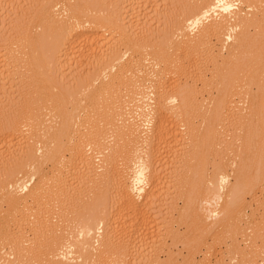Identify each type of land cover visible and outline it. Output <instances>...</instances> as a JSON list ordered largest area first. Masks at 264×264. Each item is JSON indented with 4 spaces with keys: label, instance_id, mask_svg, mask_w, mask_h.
<instances>
[{
    "label": "bare ground",
    "instance_id": "1",
    "mask_svg": "<svg viewBox=\"0 0 264 264\" xmlns=\"http://www.w3.org/2000/svg\"><path fill=\"white\" fill-rule=\"evenodd\" d=\"M72 1H74V0H64V1L63 0H43V2L40 4V9L43 12H47L49 10L50 6L56 5V7H55V10H56V8L61 4V2H63V4L65 5V8L63 9V12H65L64 15L63 14L60 15L59 13L54 12V16H56L58 18V20H57L58 26L56 27V28H58L56 38H58L60 40V45L57 47L58 55L60 54V56H64L63 55L64 52H66V54L68 55L69 53H67V51L65 50L66 47H67L66 49H68V46L70 47L69 49H72L73 47H75V45L77 43L79 44L82 41H85L87 43V40L89 42H91V43L88 42V45L90 46L91 50L94 53L99 51V55H97L98 57L94 56L96 58L94 59L93 62H90V60L92 58L87 59V62H86L87 67L83 64H82L83 65L82 66L80 64L82 62L78 61L75 63V61H77L76 59L82 58L81 56H82L83 52H81V51L83 49H81L80 47L79 48L81 51H79V52H81V53H79L77 47H75L74 49H76L77 53H79V54H75L76 51L73 49L74 53L71 52L70 55H72V53L74 55L70 56V58L72 57L71 58L72 60L75 58L74 59L75 61L73 63L78 65L77 68L81 69L80 72L84 71L85 67L88 68L89 71L93 70L95 77H92L93 78L92 80H84L83 86H84V88L86 87L88 89V91H87L88 94L90 92L91 95L89 94V97H93L92 100L95 99V96L97 94L100 95L101 93L102 94L100 96L104 95L106 97L105 98L106 101H103V103H102V107H103L102 110H104V112H106V113H110V118L108 117L109 120H107V119L106 120L108 121V124L111 123V126L104 127V125L106 123L102 125V121L99 120L100 115H99V117L97 115L99 108L97 111V108H96L97 105L94 107V105L93 106L91 105L92 103L87 105L88 108L84 107V108H86V112L83 111L85 113L84 116H81L78 113L75 114L76 111L74 112V114H69L66 111H63V106L61 105V100L59 97H57L56 94L53 96H50V101L48 100L49 102L47 101L46 104L43 103V106H42V102L38 101V102H41L42 107L40 106V103L36 102V100H35L32 102L33 104L32 103L30 104L28 102H26V104L24 103L22 108L20 107L21 109L19 108L18 112L16 111L15 114L12 113L11 115L3 116L4 115L3 113H7V112L2 113V116H0V145L4 144V146L6 145L7 148L9 146L10 147L9 150L11 148L14 149L15 148L14 144H13L14 137H16L18 139L17 135L20 133L23 134V132H27V133L29 132V134H31L30 131L33 130L35 123L36 124L39 123L38 124L39 126H36V127L40 128L39 133H41V134H39V138L36 137L37 140L36 139L34 140L33 138L35 136H38V134L35 136L33 135V138L31 136L32 135L31 134L30 135L31 137H27L26 142H27V144L28 143L30 144L34 140V143L33 142L32 143H33L34 149H35V147H37L36 143L39 141H42V142H44L45 148H46V153L43 155L41 154L39 156V165H38L37 171H33L32 173H30L29 175H27L26 177L21 179L17 183L16 186L10 185V184H5L0 188L1 196L3 195L2 196L3 198L5 196L7 203H8L7 205H10L9 209L12 208V211L11 212L9 211V212L12 213L11 215H13L14 218H16V220H17L16 224H17L18 229L19 228L21 229V227L25 223V221H28L29 217L27 215L26 209H28V207H30L29 205L32 202H33V205L36 206V209H40V210H35L34 214L30 213L31 215L34 216L35 219L40 217L39 216V215H41L40 212H42V214H43V212H46L47 216H49V213H47V212H49V210H51V207H49V204L52 203L51 200H55V202H56V199L66 201V198H67V200L70 199L69 201L71 202V198H72V202H74V204H77V203L80 204V206L78 204H77V206H79L80 209L83 210V211H81L82 213L85 212L86 210L88 211V208H90L92 205H94L95 201H92L91 200L92 198H90L91 193H92L91 186L89 185V182L87 183L86 179H85L86 182L84 181L85 177H83V176H85L84 173H86L84 170H88V171L91 170V169L90 170L88 169V167H90L89 166L90 163H89V161H87L88 159L86 160V156L88 155V153L90 155V153L93 152V150L95 149V146L96 147L98 146V148H99L98 151L94 150V153L97 151V154H95L96 156H94V157H96L95 158L96 160H92V159H94V157H92L91 160L92 161H98V159H99L98 162L102 161L103 163L106 164V165H103V168H102V171L104 169V172H103L104 173V177H103L104 183L100 180L103 183V186H102V190H100L99 192L102 193L103 195H105L106 193L108 194V192L111 193L110 204L105 209V216H103L104 212H103V215L98 214L97 217H96L97 214L88 215L86 213L87 211L85 212L86 217H85V215L81 216L82 214L79 213V215L80 214L81 215L78 216V218H77V216H75L74 217L75 221L73 222L74 218L71 219L72 224L70 226H69V224L66 226L68 229L67 235H66V232L64 230L65 227H62V225L60 226L58 224L59 222H57L58 226H57V224H55V226H54V223H52L53 216H51L52 219L49 220V218H47L46 214L44 213L43 219H45V216H46V218L49 220V222L48 221H47L48 223H41L40 222L39 224L42 225L41 226L42 229H41V227H40V229L43 230V227L49 228L51 226V224H53V226H51L52 227L51 230L53 229L52 230L53 231L52 232L53 238L50 241V249H49V251H46L47 254L45 253L46 258H47V256H49L48 259L50 258L51 254H53L52 256H54V257L56 256L55 258H52L53 261L51 258L49 259L50 261H52L51 263L48 261L50 264H97L95 261V260H97V258H96L97 256L95 255V253L97 252V250L99 248H97V250H96V246H97V243L99 244L100 237H102V235H103L101 233L105 232L106 231L105 229H108V224L110 222L108 223L107 219L110 216L107 218V215L111 212H112L111 214H113L116 217L117 224L119 223V227H118L119 230L118 229H116V230H118V232H119V237H120L119 240H121L120 241L121 244L119 245V248H117V247L116 248L118 249V252L120 254L115 255L117 258H118V256H120V258L118 259V260H120L119 263L120 264H142V261H144L143 260V255L145 254V253L143 254L144 250L142 251V249H141L142 246L140 248V247H138L139 244H137V243L134 244V242H135L136 238L139 236V234L142 232V230L145 229L144 228L145 226L146 227L152 226L153 223H156L154 217L149 215L150 212L149 211L147 212V208H149V207L151 208V205L153 204V202L155 200V196L157 194L156 191L158 189H160L158 191H160L161 195L163 194L161 196V198H163L165 196L164 190H167V188H168V190L166 191L168 193H166V192L165 193H166V195H171V193H172L171 188L172 189H173V187L177 188L176 186L172 187V185L170 187L169 183H172V181L169 182V179L172 180L173 176L168 175L167 177L171 176L172 178L169 177V179L165 178V180H164V178L160 177L161 174L159 175L158 169L159 168L161 169L162 167L165 169V168H167V166L169 168V164H172V165H170L171 169L169 168L170 169L169 171H171L173 169V167H171L173 165L175 166V168H176V165L179 167L181 165H185V164L187 166H190V168L192 170H194L193 174H195V175L192 174V176H194V177L196 176L195 181L198 179L200 181L199 184L201 183V187H202L201 189H202V192L204 193L205 197L202 198V196H201V198H200L199 195H202V194H198V193L192 195V193H193L192 192L191 193L192 196L189 199H187L188 201L186 202V205H187L186 207H188V209L187 208L186 209H187V211H189V214H190L189 217L191 215L193 216V219H194L196 225H198L200 228L202 227L201 229L205 230V232H210V231L214 232L216 230L215 227H218V225L220 226L219 223L221 221L224 222L223 223L224 225L227 224V226H228V224H229L228 222L230 221L231 217L232 216L236 217V214L238 213L240 208L244 207V205H245V200L243 198V197H245V196H243L245 194H243V191H247V190L253 191L256 189V187H258V185H260L264 181V144L262 145V147L260 149L261 150L260 160L258 162H256L257 164H255V165L253 164L254 166L250 164V163H253L254 160L251 162L245 160V159H247L246 156L251 154V150H250V154H249V151H248L249 148L247 150L248 153H247V151L245 152V150H244L245 154L246 153L248 154L244 157L245 161L243 160L242 155L239 154L240 161H237V160L235 161V163L238 162V167H237L236 173H235V175H238V177L235 176L237 178H236V180H234L235 182H233L234 185L231 184L232 188L230 190H228L227 193H225V189H227L226 186H228L229 185L228 183L230 182V178H229L230 174H228V172L224 171V169H223V167H225V166H223L222 168H221V166L216 167V169L214 170L215 176L208 178L205 171H204V167H206V166H204L205 165L204 163H206V161H208V159L205 158V153H206V150L208 149L207 148L208 144L210 147L213 146L212 150H213V148H215L214 149V151H215L216 148H218L217 147L218 143L221 144V142L223 141V140H220L221 142L219 141V137H221L223 134L221 135V130L219 132V129H218V118H220V116L222 114V108L225 107L226 104H227L226 107H227V111H228V109H229L228 101L230 103L233 102V104H234L233 98L231 99V97H229V95H230L229 94L228 98L222 97L223 100L220 103H218V100L215 97V99L217 101V105H216V107H213L210 109V111H209L210 113H208L207 115H204L205 116L204 117V124H203V119L201 122L202 123L201 125H204L203 129L201 131L198 129L199 131L197 133H195L196 132L195 131L196 129H195L194 130L195 132L192 131L191 133H189V135L187 137H184V136H186L185 134L183 137H181V135L183 133L182 131H184L182 129L185 127H188V125L191 123L190 122L191 121L190 120L191 119V117H190L191 113L194 110L199 109V107L201 106V103L197 100V97H196L197 92H196V90H194V89H196L195 88L196 86L195 87L193 86L192 88H194V89H191L187 93V91H185V90H184V92L179 91V90H183V88L185 89L186 86L184 84H183V86H185V87L181 86V89H180V87H178L180 83L176 84L175 81L166 83L165 80H164V82L162 81V78H163V76L165 77V75L167 76V74H169V73L171 74V72L177 73L178 75L179 74L181 75L183 73L187 77L190 76L193 72L194 73L198 72V74H199V71L201 69H200V63H199L196 55L198 53L203 55L204 52H206L205 51L206 46L209 45L211 42L209 35L211 33H214V32L216 34L217 40L219 39L220 41L223 42L222 43L223 46H220V48L226 47V49L228 50V52H227L228 54L233 55V53H234L237 55V52H241V53L246 52L248 45L250 43L249 38L247 37L249 35V32H250L248 30V28L247 27H241L239 29H232L229 31L230 24H229V21H227V22H225L226 24H224V29H222L219 32L217 30L219 23H216V21H214L213 18L210 16L211 12L206 11L205 9H200L198 11V15H197L198 19L193 24H187V23H185V21H179L182 17H176L177 19H175V20L172 19L173 23L168 25L169 26V31H168V35H167V37L169 38L168 43L165 45L158 44V46L156 44L154 46L153 43L151 44L149 41H147V42L140 41V37L145 36L147 31H152L151 28H153V27L148 24L149 27L147 26L148 28H146V26L143 25V22L139 21L142 18L141 17L142 14L139 15L140 11L138 12V9H137V11H135L136 13H134V11L133 12L131 11L132 13H134V14H132V16L138 17V19H136V20L130 19L132 16L129 15L127 11L130 9V8H128L130 5V2H132L133 0H104V3L106 2V4L108 5L107 6L108 10L112 11L110 14H107V15L99 14L98 12L94 13V9H92V6L88 5V4H81V5H79V7H74L73 5H71ZM224 1H225L224 2L225 6L222 7V9H221V11L223 13L226 11V7L238 6L239 5L238 3L245 2V1L246 2H249V1L253 2L254 1L255 3L252 5L254 6L255 10L264 9V0H224ZM19 3H20V1H19ZM23 3L24 2H22V4ZM133 4H131V5H133ZM19 5L21 6V4H19ZM150 5H149V7H150ZM153 5H155V4H153ZM20 6H18V7H20ZM153 8H155V6H153ZM140 10H141V8H140ZM145 12L146 11H144V13ZM135 14H138V15H135ZM143 17H144V15H143ZM249 17H253V16L249 15ZM237 18H241V17L238 16ZM262 18H264V16ZM134 22H138V23L134 26ZM169 23H170V21H169ZM234 23H237V22H234ZM156 25L158 26V24H156ZM18 29L16 30V33L18 32ZM132 30L137 31V32L135 33ZM19 31H20V29H19ZM149 33H153V32H149ZM153 34H155V32ZM262 34H263V32H262ZM146 36H148V34ZM261 41H262V39H261ZM13 43H14V41H13ZM92 43L95 44V46L91 45ZM72 44L73 45L75 44V45L73 46ZM65 45H67V46L65 47ZM10 46H12V45H10ZM13 46L15 47V49L17 48V46H15V44H13ZM36 46H37L36 39L35 40L32 39L31 41H27V47H23V49H21V48L18 50L17 49L15 50L14 48L9 49L10 51L8 53L10 54V56L8 55L9 56L8 62L13 60V62L9 63V65L13 64L12 66L14 67L12 73L19 75L20 77L25 76V75H27L26 72L28 70H31V69L34 70L39 59L43 60V58L38 55L39 51L36 49ZM89 46H88V48H89ZM91 46H93L94 48H92ZM139 47H143L144 49L143 48H142L143 50L139 49ZM1 48H3V46ZM6 49H5V54H7L6 51H8V49L7 50ZM2 51H3V55L1 54ZM2 51H0V58L2 56H4V57L6 56V55H4V50H2ZM220 51H222V50H220ZM68 52H70V51H68ZM26 55L32 56V63L33 64L30 62L26 63V60L24 59V57ZM6 58H8V57L6 56ZM58 58H59V56H58ZM239 58H242V56ZM228 59H229V57H228ZM234 59H235V57H234ZM234 59H232V61L229 59L230 61L229 62L227 61L228 64L232 63ZM226 60H227V58H226ZM237 60H240V59H237ZM237 60L235 59V61H237ZM227 62H225V63H227ZM38 65H40V64L38 63ZM71 68L72 67L70 66V70H71ZM244 68H246V67L244 66ZM67 70L68 69H66V71ZM233 70H235V69L233 68ZM130 72H132V73H130ZM12 73L10 75H12ZM35 73L37 76V72H35ZM216 73H217V71H216ZM129 74H130V76H129ZM120 79H122L124 86L121 84L120 85L123 86L122 88L125 90H123V93L121 95L114 96L113 95L114 93H112L111 88L113 86L115 87V83L118 84L117 81L119 82ZM176 81H177V79H176ZM2 84H1V86H2ZM246 84H247V82H246ZM259 85H260V82H259ZM187 86L190 87V85H187ZM189 87H186V89L187 88L189 89ZM5 88H3V89H5ZM8 90L10 91V89H8ZM246 92L248 94V95H246L247 98L246 99L244 98V102L241 101V103H243V105H244L245 100H246L247 101V107H250V108L247 111V108L244 107L246 109V112H244L245 114L243 113L242 115H240L241 116L240 118H243V119L245 117L247 118V117L251 116L254 113V111L257 109L255 105H254L255 107L253 106L254 100H255L253 95H251V92L249 90H247ZM235 93H236V91H235ZM255 93H254V95H255ZM50 95H51V93H50ZM111 95H113V96H111ZM230 96H232V95H230ZM237 96H239V95H237ZM101 99H102V97H101ZM96 100L98 101V99H96ZM99 101H100V99H99ZM252 101H253V103H252ZM255 101H256L255 102V104H256L257 100H255ZM87 103H89V102H87ZM94 104H96V103H94ZM89 105L92 107H90ZM243 105H241V107L239 106V109L240 108L242 109ZM260 105H262L260 109H261V112L263 115L262 117L264 118V102H263V104H260ZM44 108H46V112L44 111ZM80 109H82V107ZM40 110L45 112V115H47V118L49 117L48 120H46L47 119L46 118L43 123H40V118H41L40 115H42V113H44V112H42V111L40 112ZM101 112H103V111H101ZM229 112L230 111H228L227 113L229 114ZM233 112H234V110L233 111L231 110L230 113L232 114ZM247 113L249 114V116ZM0 114H1V109H0ZM105 116H106V114H105ZM233 116H235V115H233ZM106 118H107V116H106ZM220 123H221V121H220ZM112 126H114V127H112ZM197 127H198V125H197ZM199 127H202V126L199 125ZM110 128L116 129L115 130L116 132H114V129L110 130ZM225 128H226V126H225ZM34 129H37V128H34ZM259 129H260V127H259ZM228 132H229V130H228ZM250 132H252V131H250ZM37 133H38V129H37ZM33 134H34V130H33ZM63 134L65 135V137H67L66 143L64 141V144H62L61 140H60L62 136L64 137ZM262 136H263V134H262ZM255 137L253 139V140H255L254 143L256 142V140H259V138L255 139ZM9 138H13V140L12 139L9 140ZM115 138H118V140L116 139V142L114 143V145L110 144L111 142H113L115 140ZM168 138H175L176 140L181 141L180 144L183 147H182V150L180 149L181 152L178 149H176L178 151L173 150V152L171 151V153L168 152L171 155H172V153H174L173 154V156L175 157L174 158L175 161L173 160L174 162L171 161V163H170L169 162L170 160L168 161V159L166 158L167 161L169 162V164H168V162H166L167 164L164 163L163 160H162V163H160L159 162L160 159L158 158V154L160 153L159 150H160L161 146L164 145V142H167ZM180 138H181V140H180ZM224 138H226V137H224ZM17 139H16V141H17ZM16 141L14 140V142H16ZM16 143H18V142H16ZM248 143H249V137L246 140V144H248ZM252 146H253V144H252ZM7 148H6V150H8ZM218 149H217V151H218ZM251 149H252V147H251ZM120 150L124 151V153H122V151H121V154H123L122 155L123 156L122 166L121 165L119 166V164L117 163V160H116V151L120 152ZM191 150H192V152H190ZM208 150L210 151V149H208ZM255 150H256V148L254 149V152H255ZM0 152H2V149L0 150ZM200 152H201V154L204 153L203 154L204 161L202 159L201 164L199 163V161L201 162ZM94 153H93V155H94ZM14 154L17 155L16 152L11 153V151H10L8 158H10V156L15 157ZM160 154H162V153H160ZM5 155H6V153H5ZM5 155L3 154L2 156L5 157ZM7 156H8V154H7ZM164 156L165 155H163L162 157H164ZM250 156H249V158H250ZM169 157H170V155H169ZM0 158L3 159V157H1V154H0ZM90 158H91V156H90ZM252 158H253V156H252ZM5 159L6 158H4V161H5ZM12 159L13 158H11L9 160H12ZM169 159H171V158H169ZM195 159L199 160L198 164L196 163V161L192 162V160L194 161ZM9 160H8V162H9ZM119 160H120V158H119ZM4 161L0 159L1 164ZM6 161L4 162V164L6 163ZM12 161L15 162L14 159ZM46 163H51V165H52L51 166V168H52L51 173L52 174H48L49 170H48V173L45 171L44 164L46 166ZM76 163L78 166H79V163L82 165V166L81 165L79 166L81 168L80 170H75L74 166ZM119 163H122V162L120 161ZM160 164H162V165H160ZM207 164H208V162H207ZM93 165H91V166L93 167ZM158 165H160V166H158ZM97 166H98V164H97ZM77 167H76V169H77ZM79 167H78V169H79ZM96 167L94 169H96L98 172V168H96ZM175 168L173 169L174 171L173 170L172 171L176 172V175L178 176V174H181L180 168H178L176 170H175ZM71 169H72V173H71V171H69ZM73 169L75 170V172H77V176L80 177L79 180H80L81 188H79L80 189V190H78L79 192L77 191L78 194H75L77 192H74L75 190L72 191V189L70 188L71 187L70 182H72V179L70 177H71V175H73ZM248 169H249V171H248ZM237 170H238V173H237ZM66 171H69V174L71 173L70 175H68V177L65 175ZM100 172H101V169H100ZM185 172H187V171H185ZM187 173H189V171ZM74 174H76V173H74ZM89 175H90V173H89ZM74 176L76 177V175H74ZM74 176H72V177H74ZM187 176H188V174H187ZM90 177H91V175H90ZM242 178L244 179V181H242L243 180ZM245 179H247V181H249L247 186H246L247 190L245 188L243 190V187H242L244 184L246 185ZM73 180H74V178H73ZM241 181L244 183L242 184ZM92 182H93V180H92ZM98 183H99V180H98ZM160 184L161 185L163 184V187L159 188V186H161ZM190 184H188V185H190ZM226 184H228V185H226ZM241 184H242V186H241ZM185 186L187 187V184H185ZM198 186L200 188V185H198ZM228 187H230V186H228ZM112 188H114V189L112 190ZM191 188L189 187L190 190H191ZM175 191H176V189H175ZM158 194H159V192H158ZM158 194H157V197H158ZM173 194L174 193H172V195ZM68 197H71V198L68 199ZM112 198H113V200H112ZM3 200L6 201L5 199H3ZM93 200H95V199H93ZM72 202H71V204H72ZM222 202H225V208H223L224 209L223 211L219 212L218 206ZM62 204H63V201H62ZM22 205H23V207H21ZM1 206H2V203L0 202V208H1ZM59 206H60V204H59ZM68 206L69 205H68V201H67V203L65 202L64 206L62 207V209L64 210L63 211L64 214H66L65 211L67 212L66 208ZM24 207H26V209ZM53 207H54V205H53ZM54 208H56V207H54ZM9 209L7 208V210H9ZM14 210L17 212L14 213L15 212ZM29 212H30V210H29ZM221 212H223V213H221ZM242 212H244V210ZM6 214H7V212H6ZM218 214H221V216L224 215V218L220 216L222 218V220L219 219L220 220L219 223H218V216H219ZM242 214H239V215H242ZM66 215H64V217L68 220V218H67L68 213ZM99 215H100V219H99ZM101 216H102V218H101ZM41 217H42V215H41ZM11 218L12 217H10V219ZM57 219H55V221H57ZM186 219H187V217H186ZM190 219H191V217H190ZM60 220H61V218H60ZM210 220L213 222V224H215L214 226L212 223H210L211 222ZM215 220H217L216 223H214ZM32 222H33V220H32ZM191 223H194V222H191ZM60 224H61V222H60ZM29 225H30V223H29ZM59 226H60V228H63L61 232L57 231V230H60ZM114 226H115V224H114ZM227 226L225 225V227H227ZM223 227H221V228H223ZM148 228H151V227H148ZM148 228H146V229L148 230ZM33 229H36L35 232L36 231L38 232L37 227H35ZM218 229H219V227H218ZM229 230H227V231H229ZM63 231L65 232V234L63 233ZM159 231L160 230H158L156 233V234H158V236H157L158 238L160 235ZM110 233L111 232H108L106 235H104V236H106L105 239H103L104 237L101 238V239H103V241H105V242H103L101 240V242H103L105 244H103V245L99 244L100 248L102 249L101 251L103 252V253H101V255H103L101 257H104V254H106L107 252L109 253L110 247L114 241V240L112 241L113 238H109ZM143 233H142V235H143ZM145 233H146V230H145ZM160 233H161V231H160ZM35 234L36 233H34V235ZM41 234L42 233H40V235ZM96 234L99 235L98 239H97L98 235H96ZM114 234H113V236H115ZM117 234H116V236H117ZM171 234L173 235V233H171ZM24 235H26V234L24 233ZM94 235H96L97 237ZM13 236L16 237L15 235H13ZM13 236H12V239L14 238ZM18 237L19 238H17L18 240H16V241H15L16 238L13 239L14 241H11L12 239L9 238L11 241L10 246L8 247L9 250L4 249L5 247L2 248V250L0 252V260L2 259L0 261L1 263L3 261V257L1 255L2 253H4L3 255H6V253L10 254L11 252H13L16 249L20 253L24 254L22 256H26L25 254L30 255V254H32V252L35 253L34 251L38 250L37 249L38 246H36L38 244L37 243L38 241L36 243H34V245L32 244L34 247L36 246L35 247L36 249L34 248L33 249L34 251L31 250L30 251L31 253H29L28 251L30 249H32L31 247H29V245H31L29 242V239L28 240L26 239L23 242H21V241H19V239L21 240L19 234H18ZM201 237H202V235H201ZM35 238L39 239L38 236ZM158 238H157V240H158ZM155 239H156V237L154 236V238L152 240H155ZM117 240H118V236H117ZM205 240H206V238H205ZM137 241H138V239L136 240V242ZM32 242L33 241H31V243ZM116 242H118V241H116ZM195 243H196V241H195ZM202 243H203V240H200L199 243L197 242L195 244V246L196 245L198 246V244H199V246L200 245L202 246ZM192 244H194V243H192ZM236 244H237V241H236ZM45 246H46V244H45ZM102 246H103V248H102ZM115 246H117V243ZM236 246L238 247V245H236ZM137 247L139 249H141V251L138 250ZM148 247H150L149 249L151 251L152 246H148ZM112 248H114V247L112 246ZM94 249L96 250V252L94 251ZM135 250L137 251V254L135 253L136 252ZM154 250H155L154 253H156V248ZM113 251L115 252L114 249H113ZM110 252H112V250ZM145 252H146V249H145ZM147 252H148V248H147ZM36 253H38V252L36 251ZM11 254L9 256V259L6 262H4V264H14L15 261L18 260L17 258L14 257L15 251H14L13 255H11ZM112 254L113 253H111L110 256ZM152 254H153V252H152ZM57 255H61V257L60 256L58 257ZM155 256L159 257L158 253H156L154 256L151 255L150 258H148L149 262L147 261V264H158V262L156 260L157 258L155 259ZM56 258L57 259L61 258V259L56 260ZM114 258L112 260H114ZM24 260L25 259L23 258V260L20 263L26 264V262H24ZM115 260H116V258H115ZM188 262H190V261H188ZM188 262L186 261V263H188ZM112 263L115 264L114 261Z\"/></svg>",
    "mask_w": 264,
    "mask_h": 264
},
{
    "label": "rangeland",
    "instance_id": "2",
    "mask_svg": "<svg viewBox=\"0 0 264 264\" xmlns=\"http://www.w3.org/2000/svg\"><path fill=\"white\" fill-rule=\"evenodd\" d=\"M19 1H20V3H19ZM133 1L130 2V5L133 3L134 4L131 6L129 5L128 8H130V9L129 10L127 9L128 14L132 16V14L136 13L135 11H137V9H138V12L140 11L139 15L142 14L141 15L142 18L139 21L143 22V25H145L146 28L149 27L148 24L153 27V28H151L152 31H147L146 35L148 34V36H146L144 34L145 36L140 37V41H142V42L149 41L151 44L153 43L154 46L156 44L158 46V44L165 45L168 43V41H169V38L167 37L168 31H169L168 25L173 23V20L177 19L176 17H182L179 21H185V23H187V24H193L198 19L197 15H198V11L200 9H205L206 11L211 12L210 16L213 18L214 21H216V23H219V26L217 29L219 32L222 29H224V24H226L225 22H227V21H229V24H230L229 31L232 29H239L241 27H247L248 30L250 31L249 35L247 34L248 35L247 37L249 38L250 43L248 45L246 52H243V53L237 52V55L234 53H233V55L228 54L227 53L228 50L226 49V47L220 48V46H223L222 45L223 42L220 41L219 39H218L219 41L217 40L216 34L214 32V33H211L209 35L211 42H210V44L208 43L209 45L206 46V50H205L206 52H204L203 55H201L199 53L196 55V57L198 58V61L200 63V69H201L199 71V74H198V72L197 73L193 72L194 74L192 73L190 76L187 77L183 73L181 75L180 74L178 75L177 73L171 72V74L169 73L170 75L167 74V76L165 75V77L163 76V78H162V81L164 82V80H165L166 83H169L172 81L173 82L175 81L176 84L180 83L181 85L179 84V86H178V87H180V89H181V86L182 87H185V86L189 87L187 85H190L189 89L188 88L186 89V87H185V89L183 88V90H179V91H183V92L185 90V91H187V93L191 89H194V88H192L193 86L194 87L196 86L195 87L196 89H194V90H196V92H197L196 97H197V100L201 103V106L199 107V109H196L191 113V116H190L191 117V119H190L191 123L189 124L191 127L188 125V127L183 128L182 130H184V131L181 130L183 132L182 135L180 134L181 137H183L184 134L186 135L184 137H187L189 135V133H191L192 131L193 132L196 131L195 133H197L199 130L201 131L203 129V126H204V125H201L202 119H203V124H204V117H205L204 115H207L208 113H210L209 111L211 108L216 107V105H217L216 99L218 100V103H220L223 100V98H225V97L228 98L229 94L232 95V96L229 95V97H231V99L233 98L234 104H233V102L230 103L228 101V105H229L228 111L231 112V110L232 111L234 110V112L232 114L235 116H233L230 112H229V114L227 113L228 112L227 107H226L227 104L225 107L222 108V114H221L220 118H218V129H219V132L221 130V135L223 134L222 136L219 134L221 136V137H219V141L220 140H223V141L222 142L220 141L221 144L218 143L217 147L219 149L216 148L215 151H214L215 148H213V150H212L213 146L210 147L208 144L207 148L210 149V151L207 149L208 150V151L206 150L207 154L205 153V158L208 159V161H206V163H204L205 165L203 164L204 166H206V167H204V171H205L208 178L215 176L214 170L216 169V167L221 166V168H222L223 166H225V167H223L224 171L228 172V174H230V176H231V177L229 176V178H230V182L228 183L229 185L226 184V185L230 186V187L226 186L227 189H225V193H227L228 190H230L232 188L231 184L234 185L233 182H235L234 180H236V178L238 177V175H235L236 169L238 167V162L235 163V161L236 160L240 161L239 154L242 155V158L244 160V157L246 155H248L247 154L248 151L250 154V150H251V154H250L251 156L250 155L246 156V158L248 160L247 159H245V160L249 161V162L254 160L253 163H250V164L255 165V164H257L256 162H258L260 160V153H261L260 149H261L262 145L264 144V118L262 117L263 115H262V112L260 109L262 106L260 104H263V102H264V66H263L264 65V18H262L264 16L263 15L264 9L255 10L254 6L252 5L255 3L254 1L253 2H250V1L249 2H246V1L240 2V3H238L239 4L238 6H233V7L228 6V7H226V11L224 13L221 11L222 7L225 6L224 0H139V1L133 0ZM22 2H24V3L22 4ZM42 2H43V0H24V1L23 0H16V1L15 0H0V33H1L0 34V49H1L0 51L4 50V55H6L8 57V58H6V56L5 57L2 56L0 58V109H1L0 116H2L3 112H7V113H3L4 114L3 116L11 115L12 113L15 114L16 111L18 112L20 107L22 108L24 103L26 104V102L31 104L35 100H36V102L41 101L42 106H43V103L46 104L48 100L50 101V96H53L56 94L57 97H59L61 100V105L63 106V111H66L69 114H74V112L76 111L75 114L78 113L81 116H84V114H85L84 112H86V108H88L87 105L92 103L91 105L92 106L94 105V107L97 105L96 106L97 111L99 108L97 115H98V117L100 115L99 120L102 121V125L106 123L104 125V127L111 126V123L108 124V121H107L110 118V113H106V112H104V110H102V108H103L102 103H103V101H106V99H105L106 97L104 95L100 96L102 93L100 95L97 94L95 96V99H93L94 100L93 101L92 100L93 97H89L90 92L88 94V92H87L88 89L86 87L84 88V86H83L84 80H92L93 79L92 77H95L93 70L89 71L88 68H86L87 67L86 66L87 59L92 58L90 60V62H93L94 59L96 58L94 56L99 55V51L94 53L91 50L90 46L88 45L89 41L87 40V43L85 41H82L79 44L78 43L76 45L74 44L75 47H77L78 52L81 51L80 48L83 49L81 51V52H83L82 56H81L82 58H78L79 60L76 59L77 61H75L74 60L75 58L72 60L71 59L72 57L70 58V56L74 55L73 54L74 50L76 51L75 54H79L81 52L77 53V50L74 49L75 47H73L72 49H69L70 47L68 46V49H66L67 45H65V47H66L65 50L69 54L67 55L66 52H64L63 55L65 57L60 56V54L58 55L57 47L60 45V40L58 38H56L57 32H58L57 31L58 28H56L58 26V23H57L58 18L56 16H54V12L59 13L60 15H62V14L64 15L65 12H63V9L65 8V5L63 4V2H61V4L56 8V10H55L56 5H53V6L49 7V10L47 12H43L40 9V4ZM19 4H21V6ZM81 4L91 5L92 9H94V13L98 12L99 14L107 15V14H110L112 12L111 10L110 11L108 10V7H107L108 5L106 4V2L104 3V0H74L71 2V5H73L74 7H79V5H81ZM153 4H155V5H153ZM149 5H150V7H149ZM18 6H20V7H18ZM153 6H155L156 9L153 8ZM140 8H141V10H140ZM131 11L132 12L134 11V13H132ZM144 11H146V12L144 13ZM135 15H138V14H135ZM143 15H144V17H143ZM249 15H252L253 17H249ZM238 16H240L241 18H237ZM130 19L136 20V19H138V17L132 16ZM169 21H170V23H169ZM234 22H237V23H234ZM137 23L138 22H134V26ZM156 24H158V26ZM18 28L20 29V31ZM17 29H18V32L16 33ZM133 32L136 33L137 31H133ZM149 32H153V33L155 32V34L149 33ZM262 32H263V34H262ZM32 39H34V40L36 39V41H37L36 49L39 51L38 55L41 56L43 58V60L39 59L38 63L40 65H38V63H37L34 70L30 68L31 70H28L26 72L27 75L20 77L19 75L12 73L14 67L12 66L13 64L9 65V63H12L13 60L8 62L9 56H10V54L8 52L10 51L9 49H13V48L15 49L13 44H15V46H17V48H16L17 50L20 48L23 49V47H27V41H31ZM261 39H262V41H261ZM13 41H14V43H13ZM16 43L17 44L19 43L18 44L19 46ZM89 43H91V42H89ZM10 45H12V46H10ZM87 45L89 46V48ZM91 45L95 46V44H93V43ZM2 46H3V48H1ZM91 47L94 48L93 46H91ZM6 48L8 49V51H6L7 54H5ZM142 48L143 47H139V49H142ZM220 50H222V51H220ZM68 51H70V52H68ZM71 52H73L72 55H70ZM1 54L3 55V51ZM58 56H59V58H58ZM241 56H242V58H239ZM228 57L231 61L235 57L236 60L240 59L243 63L240 60L235 61V59H234L233 62L235 61L234 62L235 64L233 62L228 64V62L230 61L228 59ZM226 58H227V60H226ZM24 59L26 60V63L27 62L32 63V56L26 55L24 57ZM74 61H75V63L78 61L82 62L80 64L81 65L83 64L86 66V67L84 66L85 67L84 71L80 72L81 69L77 68L78 65L73 63ZM225 62H227V63H225ZM70 66L72 67L71 70H70ZM244 66L246 68H244ZM233 68L235 70H233ZM66 69H68V70L66 71ZM216 71H217V73H216ZM35 72H37V76H36ZM11 73H12V75H10ZM130 73H132V72H130ZM129 76H130V74H129ZM176 79H177V81H176ZM246 82H247V84H246ZM259 82H260V85H259ZM117 83L118 84L115 83V87L113 86L111 88L112 89L111 91H112V93H114L113 94L114 96L121 95L123 93V90H125L122 88L124 86L122 79H120L119 82L117 81ZM1 84H2V86H1ZM120 84L123 86H121ZM183 84L185 86H183ZM3 88H5V89H3ZM8 89H10V91ZM247 90H249L251 92V95H253L254 99L257 100V103L255 104L256 101L254 100V104H253V106L255 105L257 109L254 111V113L251 116H249V114L247 113L249 117H247V118L245 117L243 119V118H240L241 117L240 115H242L244 112H246L245 108H247V111L250 108V107H247V101L246 100H245L244 105H243V103H241V101L244 102V98L245 99L247 98V96H246V95H248L246 92ZM235 91H236V93H235ZM50 93H51V95H50ZM254 93H255V95H254ZM113 95H111V96H113ZM237 95H239V96H237ZM101 97H102V99H101ZM215 97H216V99H215ZM96 99H98V101ZM99 99H100V101H99ZM41 102H38V103H40V106H41ZM87 102H89V103H87ZM94 103H96V104H94ZM252 103H253V101H252ZM241 105H243L242 106L243 110L241 108H240L241 110L239 109V106L241 107ZM92 106H90V107H92ZM81 107H82V109H80ZM84 107H86V108H84ZM100 110L103 112H101ZM41 111L42 110H40V112ZM44 111L46 112V108H44ZM44 111H42V112H44ZM45 112L42 113V115H40L41 116L40 123H43L45 121V119L47 118V115H45ZM105 114H106L107 118H106ZM48 118L46 120H48ZM220 121H221V123H220ZM38 124L35 123V126H34V128L38 129V133H37V129L33 128L34 134H33V130L30 131V133L32 135L29 134V132L28 133L23 132V134L20 133L17 135L18 139L20 138L19 140L16 137H14V140L16 141V139H17L16 142H18V143L14 142L13 138H9V140H11V139L13 140V144L15 147L14 149L11 148L9 150V148H10L9 146L7 148V146L6 145L4 146V144H2L4 147L2 145H0V147H1L0 150L2 149V152H0V154H1V157H3V159L2 158H0V159L4 161V158H6L5 161L7 160L5 163L6 165L4 164L5 161L2 162L3 165L0 162V188L5 184H10V185L16 186L17 183L21 179H23L24 177H26L27 175H29L33 171L38 170L39 156L41 154L43 155L46 153L45 144L42 141L37 142L36 143L37 147H35V149H34V145H33L34 140L36 139V137L39 138V134H41V133H39L40 128L36 127V126H39ZM197 125H198V127H197ZM199 125L202 127H199ZM225 126H226V128H225ZM112 127H114V126H112ZM259 127H260V129H259ZM111 129H114V128H110V130ZM115 130L116 129H114V132H116ZM228 130H229V132H228ZM250 131H252V132H250ZM37 134H38V136H35ZM262 134H263V136H262ZM30 135L32 136V138H33V135L35 137L33 138L34 139L33 141L31 140L33 143L32 142L30 144L28 143L29 144L28 145L26 142V139H27V137H31ZM247 136L249 137V143L248 144H246V140L248 138ZM224 137H226V138H224ZM254 137H255V139L259 138V140H256L255 143H254L255 140H253ZM66 139H67V137H65V135H64V137L62 136L60 139L61 143L64 144V141L66 143ZM116 139L118 140V138H115V140L113 142H111L110 144L114 145V143L116 142ZM180 140H181V138H180ZM180 142L181 141H178L175 138H168L167 142H164V145H162L163 147L161 146V148L159 150V152L162 153L163 155H165L166 157L165 156L162 157L163 155L159 153L158 154V158L160 159L159 162L162 163V160L164 163L168 162L169 160H170L169 161L170 163H171V161L174 162L175 161L174 160L175 157L173 156L174 153H172V155L170 153H171V151L173 152V150L174 151L179 150L181 152L183 146L180 144ZM252 144H253V146H252ZM251 147H252V149H251ZM6 148L8 150H6ZM248 148H249V150H248ZM255 148L257 151L255 150V152H254ZM98 149H99L98 146L97 147L95 146L94 150L98 151ZM176 149H178V150H176ZM217 149H218V151H217ZM94 150H93V152L90 153V155L88 153V155H87L88 157L86 156V160L88 159L87 161H89V163L91 165H93V164L94 165L92 167L88 163L89 166L91 167V168L88 167V169L89 170L91 169V170L90 171L84 170L86 173H84L85 176H83V177H85L84 181L86 179L87 183L89 182V185L91 186V190H92L90 198H92L91 199L92 201H95L94 205H92L90 208H88V211L86 210L87 212L86 211L85 212L88 215L97 214L96 215V217H97L98 214L103 215V212H104L103 216H105V209L109 206L110 201H111V197H110L111 193L108 192V194L104 193L105 195H103L102 193L99 192L100 190H102V186L104 183L103 182L104 181L103 180L104 179L103 178L104 177V173H103L104 169L102 171V168H103V165H106V164L103 163L101 160H100L101 162H98L99 159H98V161H92V160H96L95 159L96 157H94V156H96L95 154H97V151L94 153ZM244 150H245V152L248 150L246 154H245ZM8 151L9 152L11 151V153L16 152L17 155L14 154L15 157L10 156V158H8L9 157ZM121 151L122 150H120V152L116 151V160H117V163L119 164V166L120 165L122 166V164H123V156H122L123 154H121ZM168 152H170V153H168ZM190 152H192V150ZM201 152H200L201 162L197 159H195L194 161L192 160V162L196 161V163L198 164V161H199V163L201 164L202 159L204 161V157H203L204 153L201 154ZM5 153H6V155H5ZM93 153H94V155H93ZM122 153H124V151H122ZM3 154L5 155V157L2 156ZM7 154H8V156H7ZM169 155H170V157H169ZM90 156H91V158H90ZM249 156H250V158H249ZM252 156H253V158H252ZM92 157H94V159H92ZM11 158H13L15 160V162L12 161L13 159L9 160ZM119 158H120V160H119ZM166 158L168 159V161ZM169 158H171L172 160ZM8 160H9V162H8ZM120 161L122 163H119ZM169 162H168V164H169ZM207 162H208V164H207ZM97 164H98V166H97ZM80 165L81 164L79 163V166ZM160 165H162V164H160ZM160 165H158V166H160ZM170 165H172V164H169V168H170ZM51 166H52L51 163H46V166L44 164L45 171L48 173V170H49L48 174H52L51 173V171H52ZM77 166L78 165L76 163L74 166L75 170H80L81 168L78 166L79 167V169H78ZM76 167H77V169H76ZM95 167L98 168L99 173L97 172L96 169H94ZM171 167H173V169L175 168L174 165ZM167 168H168V166H167ZM167 168H165V169L163 167L161 169L159 168L158 169L159 175L161 174L162 176L160 175V177L164 178V180H165V178L169 179V177L173 176V178L171 177L172 180L169 179V182L172 181V183H169V184H170V187L172 185V187L176 186L177 188H175V187H173V189L171 188L172 193H174L173 195L171 192H170L171 195H166V193H168V192H166L168 190V188H167V190H164L165 196L163 198H161V196L163 194L161 195L160 191H158L160 189H158L156 191L157 194L159 192L158 197L156 194L155 200H154L153 204L151 205V208L150 207H149L150 209L147 208V212L148 211L150 212L149 215L154 217L157 224L153 223L152 226H147V227L145 226L144 227L145 229H143L142 232L139 234V236L140 235L141 236L140 237L138 236L136 238V240L138 239V241L136 242V240H135V242H134V244L135 243L139 244L138 247L141 248V246H142V248H141L142 251L144 250V252H143V254L145 253L143 255L144 261H142V264H147V261L149 262L148 258H150L151 255L154 256L156 253H158V256H159V257H156L157 255L155 256V259L157 258L156 260H157L158 264H162V263L163 264H197V263L198 264H264V181L260 185H258V187H256L255 190L248 191L246 189V186H247L249 181H247V179H245L246 185L244 184L242 186V184L244 183V182H242V181H244V179L242 178L243 180L241 181L242 182L241 186L243 187V190H244V188L247 190V191H243V194H245V195H243V196H245V197H243L245 200V205H244V207H242L243 209L240 208V210L236 214V217L235 216L231 217L230 221L228 222L229 223L228 226H227V224H225L227 227H225V225L223 224L224 223L223 221H221L222 222L221 223L219 220V219L222 220L221 217L224 218V215L221 216V214H218L219 215L218 216V223L220 222L219 223L220 226L218 225L219 229H218V227H215L216 230L214 232H212V231L205 232V230L201 229L202 227L200 228L198 225H196L192 215L190 216L191 217V219H190L189 211H187L188 207H186L187 206L186 202L188 201L187 199H189L193 194L198 193V194H202V195H199L200 198H201V196H202V198L205 197V195L201 189L202 188L201 183L199 184L200 181L198 179H197L198 181L197 180L195 181L196 176L195 177L192 176L194 170H192L190 168V166H187L186 164L181 165L180 167L176 165L175 170L180 168V171H181V174H178V176H177L176 172H173L174 171L173 169H172L173 171L172 170L169 171L171 168L170 169L169 168L167 169ZM100 169H101V172H100ZM75 170L73 169V175H71V177H70L72 179V182H70L71 187L70 186L69 187L72 189V191L75 190L74 192H77L78 190H80L79 188H81V185H80V180H79L80 177L77 176V172H75ZM69 171H71V173H72V169ZM69 171H66L68 174L65 172V175L67 177H68V175L71 174V173L69 174ZM185 171H187V172L189 171V173H187ZM248 171H249V169H248ZM74 173H76V174H74ZM89 173H90L91 177H90ZM186 173L188 174V176ZM237 173H238V170H237ZM74 175H76V177ZM168 175H171V176L167 177ZM193 175H195V174H193ZM72 176H74V177H72ZM235 176H237V177H235ZM73 178H74V180H73ZM92 180H93V182H92ZM98 180H99V183H98ZM185 184H187V187L185 186ZM188 184H190V185H188ZM198 185H200V188ZM161 187H163V184L161 186H159V188H161ZM189 187L190 188L192 187L191 190L189 189ZM113 189L114 188H112V190ZM175 189H176V191H175ZM78 192L75 194H78ZM191 193H192V195H191ZM2 196L0 194V202L2 203V206L0 208V252H1L2 248H4V247H5L4 249L9 250L8 247L10 246V242L14 241L13 239H15V238H16L15 241L18 240L17 239V238H19L18 234L21 238V240L19 239V241H21V242H23L26 239L27 240L29 239V242L31 244V245H29V247L32 248L30 250L28 249L29 253H31L30 251L33 250L36 246H38V248H37L38 250H36L38 253H36V251L33 250L35 253L32 252V254H30V255L25 254L26 256H22L24 254L20 253L19 251H17L15 249L14 250L15 254H14V251L11 252L12 254L10 253L11 255L14 254V257L18 259V260L16 259L17 261H15L14 264H22L20 262L23 260V258L25 260L27 259L26 261L24 260V262H26V264H50L53 261L52 258L56 257V256L55 257L52 256L53 254H51V255L49 254L52 261L49 260L50 258L48 259L49 256H47V258H46V254H47L46 251H49L50 241L53 238L52 237L53 236V233H52L53 229L51 230V228H52L51 226H53V224H51L50 227L48 226L49 228L43 227V230H41L42 225H40L39 223L40 222L41 223H48L49 220L52 219L51 216H53L54 222L52 221V223H54V226H55V224H57V222H59L58 224L60 226L62 225V227H65L64 230H65L66 235H67L68 229L66 226L68 224H69V226L72 224L71 219H73L75 216H77V218H78V216H80L81 214H82L81 216L85 215V212H83V213L81 212L83 210L80 209V207H79L80 204L77 203L79 205V206H77V204H74V202H72V198L68 197V199L71 198L72 204L69 201L70 199L67 200V198H66V201L56 199V202H55V200H51V202L53 204L52 203L49 204V207H51V210H49V212H47V213H49V216H47L46 212H43V214H42V212H40L42 217H41V215H39L40 217L35 219L34 216L31 214H34L35 210H40V209H36V206L33 205V202H32L29 205L30 207H28V209H26V207H24L27 210L29 222L25 221V223L22 225L21 229L19 228L20 229L19 230L17 227V224H16L17 223L16 218H14L13 215H11L12 213H10L12 211V208H10L11 210L9 209L10 205H7L8 203H7L5 196H4V198ZM3 199H5L6 201H4ZM93 199H95V200H93ZM112 200H113V198H112ZM62 201H63V204H62ZM64 201L66 203L68 201V205H69L66 208L67 212L65 211L66 214L68 213V217H67L68 220L64 217V215H66V214H64V212H63L64 210L62 209V207L65 204ZM59 204H60V206H59ZM53 205L56 208H54ZM21 207H23V205ZM7 208L9 210H7ZM223 208H225V202H222L218 206L219 212L223 211L224 210ZM29 210H30V212H29ZM243 210H244V212H242ZM6 212H7V214H6ZM16 212L17 211H15L14 213H16ZM44 213L46 214L47 218H49V220L46 218V216H45V219H43ZM79 213H81V214L79 215ZM111 213H109L107 215V218L110 216L107 219L108 223L110 222L108 224L109 230L105 229L106 231L102 232L101 234H103L102 237H104L103 239H105L106 236H104V235H106L108 232H111L110 235L109 234L108 235H109V238H113L112 241L114 240L111 247H110V251L112 250V252L109 251V253L107 252L108 254L106 253V254H104V257H101V256H103V255H101V253H103V252L101 251L102 249L100 248V245L105 244V243H103L105 241H103V239H101L102 237H100V242H99L100 245L97 243V246H96V250H97V248H99L97 250V252L98 251L99 252L97 253L96 250L94 249V251L96 252V253L95 252L94 253L97 256L96 257L97 260H95L97 264H108V263L114 264V263H112L113 261L115 262V264H120L119 263L120 260H118L120 258V256H118V258L115 256V255L120 254L118 252V249H117V248H119V245L121 244L120 243L121 240H119L120 237H119V232H118L119 223L117 224L116 217ZM221 213H223V212H221ZM239 214H242V215H239ZM10 217H12V218L10 219ZM85 217H86V215H85ZM186 217H187V219H186ZM60 218H61V220H60ZM101 218H102V216H101ZM55 219H57V221H55ZM99 219H100V215H99ZM32 220H33V222H32ZM74 221H75V218L73 219V222ZM216 221L217 220H215L214 223H216ZM60 222H61V224H60ZM191 222H194V223H191ZM29 223H30V225H29ZM210 223L213 224L212 221ZM58 224H57V226H58ZM114 224H115V226H114ZM214 225L215 224H213V226ZM60 226H59V228H60ZM35 227H37L39 233L37 231L35 232L36 229H33ZM40 227H41V229H40ZM148 227H151V228H148ZM221 227H223V228H221ZM146 228H148V230ZM62 229L63 228H60V230H57V231L61 232ZM116 229H118V230H116ZM145 230H146V233H145ZM158 230L161 231V233L159 231V234H160L159 238L157 237L158 234H156ZM227 230H229V231H227ZM65 232L63 231L64 234H65ZM24 233L26 235H24ZM34 233H36V234L34 235ZM40 233H42V234L40 235ZM142 233H143V235H142ZM171 233H173V235ZM113 234L115 236H113ZM116 234L118 236V240H117ZM13 235H15L16 237H14ZM36 235L39 237V239L35 238V237H37ZM96 235H98V234H96ZM96 235H94V236H96ZM201 235H202V237H201ZM12 236L14 237L13 239H12ZM154 236L156 237V239L152 240L154 238ZM9 238H11L12 240L10 241ZM98 238H99V235H98L97 239ZM157 238H158V240H157ZM205 238H206V240H205ZM101 240L103 242H101ZM200 240H203L202 246L201 245L199 246V244H198V246L197 245L195 246V244L197 242L199 243ZM235 240L237 241V244H236ZM31 241H33V242L31 243ZM116 241H118L119 243ZM195 241H196V243H195ZM36 242L38 244L34 247L33 245ZM116 243H117V246H115ZM192 243H194V244H192ZM45 244H46V246H45ZM147 245L152 246L151 251L153 252V254L149 249L150 247H148ZM236 245H238V247ZM112 246L114 248H112ZM153 246L156 248V253H154L155 248ZM138 247H137V249L141 251V249H139ZM102 248H103V246H102ZM147 248H148V252H147ZM113 249L115 250V252L113 251ZM145 249H146L147 253L145 252ZM111 253H113V254L110 256ZM135 253L137 254V251ZM3 254L4 253L1 254L3 257V261H2V263L0 262V264H4V262H6L10 256V254H8V253H6V255H3ZM57 256L61 257V255H57ZM113 256L116 258V260ZM113 258H114V260H112ZM59 259H61V258H58V259L56 258V260H59ZM185 260L187 262L188 261H190V262L186 263Z\"/></svg>",
    "mask_w": 264,
    "mask_h": 264
}]
</instances>
